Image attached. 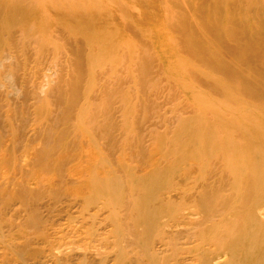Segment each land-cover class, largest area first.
I'll list each match as a JSON object with an SVG mask.
<instances>
[{
	"label": "bare ground",
	"instance_id": "bare-ground-1",
	"mask_svg": "<svg viewBox=\"0 0 264 264\" xmlns=\"http://www.w3.org/2000/svg\"><path fill=\"white\" fill-rule=\"evenodd\" d=\"M0 264H264V0H0Z\"/></svg>",
	"mask_w": 264,
	"mask_h": 264
},
{
	"label": "rangeland",
	"instance_id": "rangeland-1",
	"mask_svg": "<svg viewBox=\"0 0 264 264\" xmlns=\"http://www.w3.org/2000/svg\"><path fill=\"white\" fill-rule=\"evenodd\" d=\"M169 40V39H168ZM173 61V60H172ZM174 63V62H173ZM174 89H175V87H174ZM184 101L186 102V108L188 109V104L189 105H191L192 106V103H191V101L189 100V98L186 100V99H184ZM190 110V109H189ZM251 129H252V131H253V133L254 134H256V128L255 127H253V126H251ZM255 138H256V136H255ZM247 142V143H246ZM245 144L247 145L248 144V147H251L252 146V142L251 141H249L248 139H245Z\"/></svg>",
	"mask_w": 264,
	"mask_h": 264
}]
</instances>
